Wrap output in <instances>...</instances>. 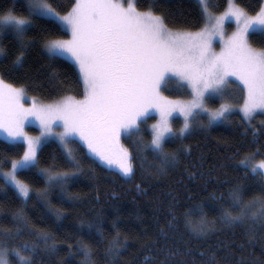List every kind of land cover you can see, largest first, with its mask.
Instances as JSON below:
<instances>
[{
    "label": "snow or ice",
    "instance_id": "obj_1",
    "mask_svg": "<svg viewBox=\"0 0 264 264\" xmlns=\"http://www.w3.org/2000/svg\"><path fill=\"white\" fill-rule=\"evenodd\" d=\"M201 13L210 23L195 33L173 31L165 17L156 14L154 7L141 10L138 0H75L71 10L63 14L52 0H27V15H18L14 8H0V35L11 32L20 45L13 65L24 66L28 32L37 22L48 26L43 38V48L50 59L64 58L78 68L83 84L82 99L65 95L53 103L30 106L24 88H16L0 79V132L14 149H22L18 158L0 160V178L10 186L15 195L26 202L32 198L33 184L42 179L43 190H35L49 213L57 220L63 212L48 200L50 192L60 190L61 202L76 199L66 189L83 173L82 160L99 161L115 168L124 178L135 174L133 157L121 143V137H137L142 150L150 151L158 161V170L175 167L176 151H168L167 145L191 134L192 125L199 116H206L208 125L228 121L234 108L221 103L212 109L209 103L224 98V85L228 77H236L243 85L244 103L240 107L245 120L251 121L257 112L264 113V48L251 46L250 39L264 40V5L254 14L239 6L237 0H229L227 10L218 17L209 12V0H197ZM225 21H234L236 29L225 39ZM70 33V38H52ZM219 38L223 45L220 52L214 50L213 41ZM4 52L0 48V54ZM175 78L181 87H190L189 102L171 101L161 96L160 89ZM155 110L159 120L148 126ZM182 118V127L174 129L173 121ZM34 119L39 123L40 135L31 137L24 131L25 122ZM264 127V122H262ZM62 129L56 131L55 129ZM150 136L145 141L144 136ZM255 136V130H253ZM56 143L60 149L64 168L40 167L44 148ZM183 151L188 152L187 146ZM10 165V166H9ZM245 178H255L259 194L246 200L247 191L237 184L229 193L230 202L221 212L226 225L250 223L264 229V152L260 148L243 155L236 164ZM7 168V170H5ZM31 176L32 182L21 179ZM139 191H143L137 185ZM98 199V197H97ZM192 210L185 213L186 218ZM201 216L198 235L212 230L207 226L203 209L196 208ZM17 219L27 225L23 211ZM171 224V222H169ZM91 229L98 225L81 222ZM6 235H11L8 230ZM47 245L52 239L47 233H33ZM15 235H22L18 228ZM119 234L106 249L107 256L116 255L115 243ZM78 251L83 255L81 264H94L93 249L78 241ZM53 247L54 246H49ZM35 242L25 241L11 251L19 264H33ZM71 250V245H69ZM29 253L24 255L22 253ZM7 248H0V264H9L5 258Z\"/></svg>",
    "mask_w": 264,
    "mask_h": 264
},
{
    "label": "trees",
    "instance_id": "obj_2",
    "mask_svg": "<svg viewBox=\"0 0 264 264\" xmlns=\"http://www.w3.org/2000/svg\"><path fill=\"white\" fill-rule=\"evenodd\" d=\"M52 2L63 14L71 10L75 0ZM237 2L249 14L262 5V0ZM226 4L227 0H209L214 13L224 10ZM138 6L141 10L154 7L156 14L164 16L168 27L174 30L196 31L205 22L197 0H138ZM0 8H14L18 15H27L25 0H0ZM47 35L48 26L38 21L25 38L29 47L25 50L24 66L17 69L13 61L20 45L11 32L2 34L1 79L24 88L27 94L42 101H56L65 95L83 97L78 69L67 59L48 57L43 48V38ZM66 37L68 33L52 38ZM250 43L257 49L264 48V40L259 37L251 38ZM173 82L169 80L163 85V94L187 97L186 87H176ZM219 103L215 99L209 106L217 107ZM154 120V116L149 119L148 126ZM262 122L264 113L260 112L247 121L234 111L228 121L211 126L206 116L197 117L191 134L167 145L168 151L178 153L179 162L164 172L158 170V161L153 154L142 150L137 137H124L123 142L134 158L135 174L131 179L99 161L92 163L90 159H84L86 148L78 150L83 173L66 189L76 199L61 202L58 188L48 196L51 204L63 212L59 220L36 196L35 190L45 188L42 179L33 184L32 198L24 202L0 178V248L8 249L5 258L9 264H19L11 249L27 241L37 244L36 251L31 254L33 264H81L83 255L77 245L82 241L93 249L94 264H264V229L250 223L226 225L221 218L235 185L245 188L246 200L259 194L257 180L251 176L245 178L243 170L236 164L243 155L256 148L264 152ZM181 123L179 118L175 119L174 129L178 130ZM29 130L37 131L34 127ZM149 139L150 136H144L145 141ZM185 146L188 152L183 151ZM21 154L22 149H14L9 141L0 138V160L18 158ZM40 159L42 168H64L56 143L48 144ZM21 179L32 182L31 176ZM137 185L143 191H139ZM197 207L203 209L207 226L212 229L203 235L194 231L201 221ZM21 210L27 225L17 219ZM189 210L192 211L186 218L185 213ZM82 221L98 225L101 232H97L95 226L91 229L82 227ZM18 228L22 235H15ZM8 230L11 235L4 234ZM38 231L52 238L47 245L33 234ZM117 234V254L107 256L106 249Z\"/></svg>",
    "mask_w": 264,
    "mask_h": 264
},
{
    "label": "rangeland",
    "instance_id": "obj_3",
    "mask_svg": "<svg viewBox=\"0 0 264 264\" xmlns=\"http://www.w3.org/2000/svg\"><path fill=\"white\" fill-rule=\"evenodd\" d=\"M25 2L27 3V0H25ZM200 5V4H199ZM228 5H229V0H227V4H226V6H225V9L224 10H222V11H220L219 13H214L212 10H211V8H210V6H209V12H210V14L213 16V17H218V16H220V15H222L226 10H227V8H228ZM262 5H264V0H262ZM240 7H242V8H244L243 6H241V5H239ZM200 8H201V6H200ZM245 9V8H244ZM251 14H254V13H251ZM204 19H205V17H204ZM208 24V26L209 27H211V23H214V20H212L211 21V23L208 21V20H206L205 19V22H204V24H203V26L201 27V28H198V30H196V31H191V30H187L188 32H192V33H195V32H198V31H200V30H202L204 27H205V24ZM224 29H225V39H227V36L228 35H231V33L236 29V24H235V22L234 21H225V24H224ZM173 31H176V30H180V29H176V30H174V29H172ZM182 31H185V30H182ZM1 36V35H0ZM68 38H70V33H68V37H66V38H61V39H68ZM213 45H214V50L217 52V53H219L220 52V50H221V48H222V44L220 43V41H219V38L217 37V38H215L214 39V41H213ZM252 46V45H251ZM253 48H255L254 46H252ZM0 48H1V46H0ZM257 49V48H256ZM0 56H1V54H0ZM78 69V68H77ZM0 79H1V77H0ZM228 79V82L224 85V98L223 99H220V98H217L218 100H219V105L221 104V103H226V104H229V105H232L233 106V108H234V111H238L239 113H240V115H242L243 116V113L240 111V107L243 105V103H244V96H245V93L242 91V89H243V85L241 84V82L238 80V79H236V77H228L227 78ZM171 80H173L174 82H173V84H175L176 85V87H178V86H180V84L178 83V81L175 79V78H173V79H171ZM6 84H9V83H7V82H5ZM13 86V85H12ZM13 87H15V86H13ZM163 87V86H162ZM186 87V91L188 92V96L187 97H181V96H179V97H171V96H166L165 94H163V92H162V88L160 89V94H161V96H163V97H166L168 100H171V101H182V102H189V101H191V99H192V96H191V88L190 87H187V86H185ZM16 88H22V87H16ZM76 99H82V97L81 98H76ZM236 101H237V103H236ZM22 102H24L25 104H26V106H30L32 103H37V104H49V103H53V102H55V101H42V100H40V99H38V98H36V97H34V96H31V95H29V94H27V98H26V101H22ZM210 107V106H209ZM219 106H217V107H210V108H212L213 110L214 109H216V108H218ZM234 111H233V113H234ZM258 113V112H257ZM150 115H153L154 117H155V120L151 123V124H153V123H156L158 120H159V116H158V114H156L155 113V110H151V112H150ZM256 115V114H255ZM254 115V116H255ZM179 118V117H178ZM177 119V118H176ZM181 121H182V123H183V120H182V118H179ZM248 121V120H247ZM182 123L180 124V127H182ZM150 124V125H151ZM29 127H34V128H36L37 129V131H30L29 130ZM56 131H60V130H62V129H59V128H57V129H55ZM24 131L29 135V136H31V137H35V136H38V135H40V128H39V123L37 122V121H35L34 119H32L31 120V122H25V124H24ZM0 138H2V139H5V140H7V141H9L8 139H7V137H6V133H3V132H0ZM123 138H124V136H122L121 137V140H120V143H121V145L125 148V149H127L128 150V147H126L125 146V144H124V142H123ZM128 152H129V150H128ZM130 153V152H129ZM101 164H103V163H101ZM105 165V164H104ZM106 166V165H105ZM113 169H115V168H113Z\"/></svg>",
    "mask_w": 264,
    "mask_h": 264
}]
</instances>
